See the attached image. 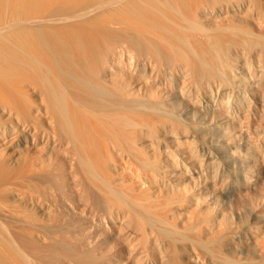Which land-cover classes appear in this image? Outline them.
Returning a JSON list of instances; mask_svg holds the SVG:
<instances>
[{
    "label": "bare ground",
    "instance_id": "obj_1",
    "mask_svg": "<svg viewBox=\"0 0 264 264\" xmlns=\"http://www.w3.org/2000/svg\"><path fill=\"white\" fill-rule=\"evenodd\" d=\"M250 3L0 0V264H98L126 244L152 256L159 244L166 260L199 243L195 211L177 228L186 192L158 179L160 164L192 123L218 131L216 154L248 174L216 106L188 104L183 79L249 89L263 108L264 28Z\"/></svg>",
    "mask_w": 264,
    "mask_h": 264
},
{
    "label": "rangeland",
    "instance_id": "obj_2",
    "mask_svg": "<svg viewBox=\"0 0 264 264\" xmlns=\"http://www.w3.org/2000/svg\"><path fill=\"white\" fill-rule=\"evenodd\" d=\"M250 2L251 9L248 8L247 13L252 14H247L248 17L254 16L264 28V0ZM183 84L188 104L198 106L201 111L216 106L223 135L234 146V155L239 157L242 154L248 174L245 178L236 175L234 168L226 167L223 158L216 154L212 144L214 137L220 135L218 131L203 130L192 123L181 126L176 133L177 143L169 145V158L163 157L158 179L168 180L175 192H186L184 203L187 209L180 210L181 216L176 217L177 228H188L193 222L192 211H195L202 220L197 238L199 243H177L175 258L171 257L170 248L166 260L158 258L156 248L159 244L155 245L153 256L151 251L138 252L135 248L128 249L126 244L120 251L105 249L107 260L95 253V263L186 264L184 257L191 253L198 264H264V105L262 108L256 104L249 89L214 86L209 91L201 90L185 79ZM257 85L260 91H264V83ZM171 110L173 114L182 113L183 116L181 109L173 107ZM159 133L153 138L162 144L163 137ZM157 150L161 152V149ZM133 232L127 230L124 233L132 243L137 237ZM187 235L193 237L192 233ZM128 255L130 260H126ZM122 256H125L123 260Z\"/></svg>",
    "mask_w": 264,
    "mask_h": 264
}]
</instances>
